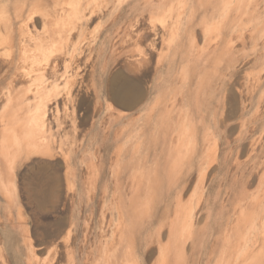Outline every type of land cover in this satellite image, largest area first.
Segmentation results:
<instances>
[{
	"label": "rangeland",
	"instance_id": "1",
	"mask_svg": "<svg viewBox=\"0 0 264 264\" xmlns=\"http://www.w3.org/2000/svg\"><path fill=\"white\" fill-rule=\"evenodd\" d=\"M183 1L174 0L173 7L167 8L165 23L174 20L179 11L182 15L188 10V3L184 6ZM240 11L242 37L233 41L239 48L240 84L234 78L228 90L214 84L220 68L225 70L226 54L220 49L210 50L223 25L232 26L231 16L226 23L216 13L201 22L204 32L196 27L199 35L195 36V49L204 50V57L200 56L204 62L182 52L178 63L170 68L164 60L160 91L163 101L168 99L164 101L168 103L165 110L176 95L179 99L172 103L170 114L182 112L187 118L166 117L167 121L164 118L154 125L153 119L146 122L139 118L143 111L138 107L126 108L118 99L109 98L112 108L124 109L129 116L107 122L106 101L101 112L93 110L94 93L84 91L67 109L74 126L61 124L62 134L48 137L42 149L35 146L22 154L12 168L14 195L8 198L0 192V236L10 259L18 263L25 258L24 233L28 231L42 261L50 259L46 246L60 243L70 234L75 236L73 249L79 263L86 254L90 264H163V259L164 264L238 262L242 256L237 250L239 241L243 243L255 229L262 230L264 219V0H240ZM169 33L164 46L179 40L175 32ZM113 70H122L133 80L137 77L124 70L122 61ZM146 78L149 83V75ZM180 94L187 99L181 100ZM222 100L225 104H218ZM27 110L33 113L34 104ZM3 112L0 108V115ZM193 127L198 134L193 169L203 170H195L182 181L180 169L189 164ZM240 134L247 138L240 139ZM250 140H256L253 152L248 146ZM234 169H254L243 186L261 201L249 208L248 229L252 232L242 225L237 234L228 230L225 235L227 226L235 223L233 212L241 210L242 181H233ZM229 216L231 224L226 220ZM194 217L197 219L190 226ZM171 224L178 230V244L167 242ZM215 237L218 244L211 255ZM61 257L65 261V255Z\"/></svg>",
	"mask_w": 264,
	"mask_h": 264
},
{
	"label": "bare ground",
	"instance_id": "2",
	"mask_svg": "<svg viewBox=\"0 0 264 264\" xmlns=\"http://www.w3.org/2000/svg\"><path fill=\"white\" fill-rule=\"evenodd\" d=\"M173 1L0 0V108L4 110L0 115V192L8 198L14 195L12 168L22 154L29 153L35 146L42 149L46 146L45 140L48 137L62 134L61 124L66 127L74 126L72 114L67 109L80 99L84 91L94 93L91 103L95 108L93 110L101 112L106 101L107 122L120 121L129 116L124 109L112 108L111 103L107 102L109 98L118 99L126 108L138 107L139 111H143L139 118L146 122L153 119L154 125L162 123L166 117L171 120L172 116H177L178 120L187 118V114L182 112L170 114L174 109L172 103L175 104L174 101L179 99L174 95L176 92L169 100V109L165 110L168 103H164L165 95L163 101L160 91L164 83V60L167 62L166 67L170 68L182 52L183 56H193L195 60L201 58L202 61L204 50L201 49L200 52L199 48L195 49V36L199 35L196 27L200 26V30L204 32L201 22L208 16L218 13L222 21L226 19L228 23V16H231L232 21V26L223 25L224 30L216 36L218 38L215 45L212 44L214 47L211 50L209 48L210 51L220 49L221 54H226L225 70L220 68V77L214 84L220 90H228L233 78L236 84H240L239 48L233 42L240 41L242 37L239 27L240 0H184V6L187 3L189 5L188 10L182 8L183 16L179 11L174 20L165 23L167 8L173 7ZM161 11L163 15L160 17L158 14ZM173 18L172 16L171 19ZM98 24L101 25L100 28ZM90 25L93 28L90 29ZM169 32H175L179 40L174 45L164 46V39ZM206 38L209 40V37ZM195 60L192 61L196 63ZM120 61L125 71L137 75L135 80L125 75L122 70H113ZM148 75L149 83L146 78ZM173 76L174 74L171 75L172 78ZM237 87L234 86L235 91H238ZM184 97L185 94H180L181 100ZM29 104L35 106L33 113H28ZM218 104L225 103L222 100ZM164 110L168 111V116L164 114ZM190 135L193 141L190 149L192 153L189 155L187 168L180 169L182 181L187 180L195 170H203L193 169L197 159L198 136L194 127L191 128ZM239 136L240 139L247 138L246 135ZM248 146L251 152L255 151L256 140H250ZM234 174V182L242 181L241 210L233 212L236 215L235 223L227 226L225 235L228 230L237 234L242 225L247 228L248 233L252 232L248 229L249 208L261 201L258 195L249 194L245 190L254 169H234L232 176ZM224 208L227 207L224 205ZM9 215L11 216L10 213ZM231 217L226 218L229 224ZM196 219L197 217L191 218L190 226ZM174 225L169 227L167 242L172 240L178 244V230H175ZM260 225L262 230L255 229L243 243L239 241L237 250L242 256L236 264H264V219ZM261 232L263 233L260 234ZM28 233H24L26 256L18 263L9 258L0 236V264H90L87 254L84 261L83 255L80 263L77 261L73 249L75 236L70 234L64 236L60 243L46 246L50 259L42 261L36 255ZM217 239L219 238L212 239L214 242L210 246L211 255L218 244ZM160 247L164 248L161 245ZM165 247H168L167 243ZM62 254L65 255V261L61 260ZM167 257L168 254L166 259ZM162 261L165 263L164 259ZM225 264L231 262L226 260Z\"/></svg>",
	"mask_w": 264,
	"mask_h": 264
}]
</instances>
